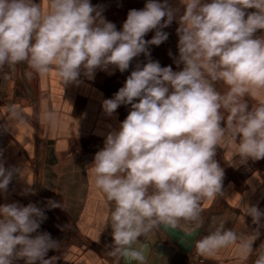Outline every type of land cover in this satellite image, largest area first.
Masks as SVG:
<instances>
[{"label":"clouds","instance_id":"clouds-1","mask_svg":"<svg viewBox=\"0 0 264 264\" xmlns=\"http://www.w3.org/2000/svg\"><path fill=\"white\" fill-rule=\"evenodd\" d=\"M180 4L182 13L168 0H146L142 9L128 11L117 30L90 0H49L46 11L33 0H0V69H9L5 78L25 63L41 77L55 70L64 85H79L81 76L94 79L97 69L123 73L134 58H148L136 64L112 98L102 101L108 117L121 105L130 110L107 133L91 163L95 187L110 205L106 226L112 243L107 247L117 264H167L157 251V233L180 230L194 237L204 228L201 202L222 194L225 172L215 159L218 147L230 146L239 157L240 163L230 166L264 159V102L250 108L245 99L264 90V34L256 35L264 32V0ZM174 19L179 27L173 63L183 65L179 71L150 59L149 51L168 39L163 29ZM151 31L155 34L146 40ZM218 82L227 91H219ZM10 115L20 117L18 106H11ZM45 118L56 121L53 113ZM17 173L18 168L0 161V192H7ZM58 207L53 200L45 208L0 205V264L21 259L24 264H56L57 256L46 257L59 242L38 229L47 219L45 209ZM245 214L257 226L252 235L238 236L225 220L213 218L208 234L192 240L196 252L210 257L235 246L241 259L255 252L253 264H264V243L253 249L264 228V210L247 205Z\"/></svg>","mask_w":264,"mask_h":264},{"label":"crops","instance_id":"crops-1","mask_svg":"<svg viewBox=\"0 0 264 264\" xmlns=\"http://www.w3.org/2000/svg\"><path fill=\"white\" fill-rule=\"evenodd\" d=\"M33 2L40 3L45 11L49 7V0ZM90 2L99 5L103 16L121 30L128 11L142 9L146 0ZM168 2L173 7H180L182 13L180 0ZM178 27V19H174L163 29L169 34L168 39L149 49L150 59L159 61L161 66L171 65L174 71L183 68V65L177 67L173 63V58L178 56ZM154 34V31L149 32L145 39H151ZM262 34L264 32L260 30L256 33L257 36ZM147 59L143 54L134 58L130 68L123 73L114 68L97 69L94 79L81 76L79 85H64L55 70L41 77L25 63L16 65L8 78H5L9 73L7 65L0 72V161L6 168L19 169L7 192H0V205L35 203L45 208L48 200L60 203L61 208L45 209L47 219L38 229V232L50 233L59 242L58 250H49L46 257L57 256L56 264H117L116 258L108 255L107 247L112 243L111 227L106 226L110 205L95 187L91 163L95 153L103 148L107 133L118 128L129 113L127 107L121 105L113 116L108 117L103 112L102 101L112 98L123 87L136 64L142 66ZM216 87L222 93L227 91L222 82ZM245 99L250 108L257 106L264 102V90ZM13 105L18 106V119L11 118ZM47 113L55 115L54 124L45 118ZM215 159L225 172L222 194L201 202L203 219L206 221L210 212H219L229 206L236 215L234 224L230 228L228 224L226 228L238 236L248 237L257 226L245 214L247 205L264 210V159H250L246 164L230 166L234 162L240 163L230 146L218 147ZM204 235L207 234L200 232L197 239ZM155 239L157 251L164 254L167 264H253L256 259L255 252L247 260L241 259L235 246L222 248L210 257L199 255L195 248L186 254L162 230ZM261 243H264V228L260 229L253 249ZM202 257L204 263L200 261ZM15 264H24V260H17Z\"/></svg>","mask_w":264,"mask_h":264},{"label":"water","instance_id":"water-1","mask_svg":"<svg viewBox=\"0 0 264 264\" xmlns=\"http://www.w3.org/2000/svg\"><path fill=\"white\" fill-rule=\"evenodd\" d=\"M235 215H236V211L231 209L229 206H224L222 211L219 212H210L206 218L204 228L200 229L194 237H186L185 234L180 230H162V231L165 234H167L184 253L189 254L192 250H194V247L192 245V240L197 239L200 232L208 234L207 227H208V222L210 220H212L213 218H216L218 220L221 219L225 220L227 222L226 225L229 224V228H230L231 225H233L235 222Z\"/></svg>","mask_w":264,"mask_h":264},{"label":"built area","instance_id":"built-area-1","mask_svg":"<svg viewBox=\"0 0 264 264\" xmlns=\"http://www.w3.org/2000/svg\"><path fill=\"white\" fill-rule=\"evenodd\" d=\"M2 71H4V68L3 69H0V72H2ZM96 146L99 147L100 145H96ZM200 261H201V263H204L205 259L202 257Z\"/></svg>","mask_w":264,"mask_h":264},{"label":"bare ground","instance_id":"bare-ground-1","mask_svg":"<svg viewBox=\"0 0 264 264\" xmlns=\"http://www.w3.org/2000/svg\"><path fill=\"white\" fill-rule=\"evenodd\" d=\"M93 2V1H92ZM104 5V4H103ZM104 7V6H103ZM127 107V109H128V112H129V110H130V106H126ZM126 110V109H125Z\"/></svg>","mask_w":264,"mask_h":264}]
</instances>
